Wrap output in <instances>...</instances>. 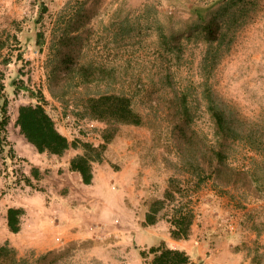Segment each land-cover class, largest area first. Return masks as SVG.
I'll return each mask as SVG.
<instances>
[{
    "label": "rangeland",
    "instance_id": "obj_1",
    "mask_svg": "<svg viewBox=\"0 0 264 264\" xmlns=\"http://www.w3.org/2000/svg\"><path fill=\"white\" fill-rule=\"evenodd\" d=\"M45 1L49 12L35 24L39 14L35 0H0V83L7 87L11 117L9 144L5 150L0 147V210L4 212L6 196L25 184L24 175L40 162L36 147L17 126L20 106L37 103L32 92L42 93L59 130L70 139L99 144L105 126L79 115V96L118 90L134 98L137 110L147 120L143 127H122L106 153L112 169L128 168L121 181L113 179L111 186L115 195L125 194L127 206L117 208L111 228L94 233L92 240L73 241L77 248L65 264H143L132 239L137 225H141L140 205L147 196L162 197L171 178L183 189L180 201L190 202L201 215L200 225L212 224V218L219 220L222 239L218 241L224 243L225 251L256 239L253 221L246 212L255 210V219L264 220V198L250 199L244 209L229 193L217 189L213 180L197 185L190 168L193 152L180 148L171 134L170 119L178 98L187 96L194 129L212 144L215 125L208 111L212 93L264 133V0L232 2L222 11L223 29L214 43L205 39L200 27L196 28L198 18L192 7L211 6L214 13L219 6L217 0H90L96 6V16L84 35L80 59L104 73L87 92L69 80L63 101L50 92L53 29L62 12L74 10L83 0ZM191 26L195 28L192 33ZM38 31L47 37L42 48L35 41ZM176 35L178 40L173 41ZM15 81L21 87L25 82L30 90L15 91ZM77 153L72 149L61 162ZM41 157L43 163L54 164L51 155ZM261 161L260 153L245 143H236L231 149L230 162L236 167ZM8 235L9 230L3 226L0 239L4 242ZM13 238L21 245L16 248L22 257L36 252L24 245L27 236ZM260 242L264 244V233ZM239 258L241 264L247 262L245 252Z\"/></svg>",
    "mask_w": 264,
    "mask_h": 264
},
{
    "label": "trees",
    "instance_id": "obj_2",
    "mask_svg": "<svg viewBox=\"0 0 264 264\" xmlns=\"http://www.w3.org/2000/svg\"><path fill=\"white\" fill-rule=\"evenodd\" d=\"M39 14L35 24H40L49 7L45 0H35ZM236 0H217L219 4L216 12L212 7L193 6L192 12L198 18L197 29L209 43L220 39L223 29L222 11ZM240 1V0H239ZM67 9V8H66ZM69 10V9H68ZM96 16V6L90 0H83L70 12L64 11L55 21L52 38V56L50 58L49 82L52 96L60 101L64 100L69 88V80L76 81L78 89L85 92L91 90V85L97 83L103 69L94 64H84L81 61L84 35ZM192 33L194 27H190ZM173 36L172 40H178ZM36 45L43 47L47 37L44 32L35 33ZM15 91L30 90L23 82H13ZM67 90V91H66ZM37 99L35 104L22 105L19 108L17 126L26 140L36 147L39 153L64 157L69 150L78 153L70 160V171L78 173L85 185H93L95 180V166L103 164L110 146L120 135L122 127H143L147 125L146 117L135 106L134 98L118 91H105L99 94L88 92L79 96V115L104 124L101 132V142L95 144L82 138L70 139L61 132L56 120L45 106V97L41 92H32ZM177 96V95H176ZM179 97V96H178ZM177 104L171 108L173 119L171 134L181 144L182 150L193 152L190 158V168L195 176L197 185L207 180H213L214 186L229 193L231 198L244 209V203L264 198V133L256 126L238 116L218 96L210 93L208 111L215 125L214 142L207 144L193 127L194 117L192 107L187 96L178 98ZM10 99L7 87L0 83V147L7 149L8 127L10 124ZM236 143H245L249 148L262 156V161L247 165L244 168L234 166L230 162L231 149ZM36 181L42 179L39 168L33 167L31 176L25 174L24 182L27 186L39 189ZM169 184L162 197L147 196L143 207L146 212L142 226H152L160 219H167L171 223L170 234L174 240H189L193 234L196 212L191 203L180 201L179 194H183L179 182L175 178ZM41 190V189H39ZM178 203V204H176ZM190 203V204H189ZM27 210L23 207H11L7 211V224L11 233L18 235L24 229V219ZM247 216L253 221L252 229L257 233L253 241H245L234 246L235 253H244L248 264H264V244L260 237L264 233V220H256L255 210L247 211ZM76 242L67 247L49 250L30 256L22 257L19 250L11 242L0 243V264H65L74 255ZM143 264H203V259L195 254L190 255L182 249L169 247L166 242L152 246L150 249L137 247Z\"/></svg>",
    "mask_w": 264,
    "mask_h": 264
},
{
    "label": "crops",
    "instance_id": "obj_3",
    "mask_svg": "<svg viewBox=\"0 0 264 264\" xmlns=\"http://www.w3.org/2000/svg\"><path fill=\"white\" fill-rule=\"evenodd\" d=\"M68 153H71V150ZM37 154L39 155L37 161L40 162H35L34 167L40 169L42 179L36 181L31 178L37 187L40 186L43 189H34L22 184L16 191H11V195L5 198L8 205L4 212L0 210V231L3 226L9 230L7 224L9 208H25L28 213L24 219V229L18 235L27 236L29 239L24 245H28L29 248L41 254L63 248L73 241L94 239V233L97 234L103 228L108 229L110 223H113L117 208H126L125 194L115 195L111 191V186L113 179L121 181L128 168L112 169L111 163L106 159L103 164L95 166L94 184L88 186L82 183L78 173L70 171V160L74 155L65 162H61V159L65 157L51 155L55 159L54 164L47 165L41 161V155L45 154L39 153L38 150ZM51 174L53 177H50ZM27 175L31 176V173ZM10 199L11 201L8 202ZM115 199L117 202L114 201ZM140 206L142 223L146 209L143 204ZM195 212L193 234L189 240H174L170 234L171 223L162 218L152 226L137 225V230H134L136 233L132 234V239L136 241L135 249L137 247L150 249L164 241L171 248L185 250L190 255H199L203 259V264H222L225 261L228 264H241L240 253H235L230 248L229 251H225L224 243L218 241L222 239L219 220L214 221L212 218V224L200 225L201 215ZM131 231L133 229L128 230L129 233ZM16 236L9 231L8 238L4 242L0 239V243L11 242L13 246L20 248L21 245L18 246L13 238Z\"/></svg>",
    "mask_w": 264,
    "mask_h": 264
}]
</instances>
